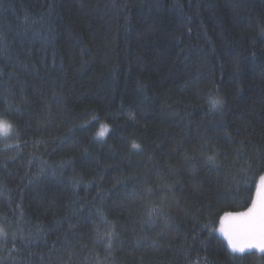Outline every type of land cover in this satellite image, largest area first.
I'll list each match as a JSON object with an SVG mask.
<instances>
[{
    "label": "trees",
    "instance_id": "1",
    "mask_svg": "<svg viewBox=\"0 0 264 264\" xmlns=\"http://www.w3.org/2000/svg\"><path fill=\"white\" fill-rule=\"evenodd\" d=\"M0 115V264H264V0H0Z\"/></svg>",
    "mask_w": 264,
    "mask_h": 264
},
{
    "label": "snow or ice",
    "instance_id": "2",
    "mask_svg": "<svg viewBox=\"0 0 264 264\" xmlns=\"http://www.w3.org/2000/svg\"><path fill=\"white\" fill-rule=\"evenodd\" d=\"M222 104L219 98L211 99L213 108ZM15 125L4 115H0V137L8 138L15 132ZM106 125H101L97 136L103 137L108 132ZM133 148L139 145L133 144ZM208 159L214 160L215 156H209ZM245 183L255 184V193L251 199V204L244 211L230 212L226 211L219 218V233L226 241L227 248L232 254L245 253L246 250L255 249L264 254V172L248 177ZM159 208H153V212L158 213ZM15 236V234H13ZM0 237H7V232L0 227ZM109 247L111 246V234L108 236ZM189 264H198V261H190Z\"/></svg>",
    "mask_w": 264,
    "mask_h": 264
},
{
    "label": "rangeland",
    "instance_id": "3",
    "mask_svg": "<svg viewBox=\"0 0 264 264\" xmlns=\"http://www.w3.org/2000/svg\"><path fill=\"white\" fill-rule=\"evenodd\" d=\"M244 211V210H243ZM218 228H219V226H218ZM218 228H217V231H218ZM218 233H219V231H218ZM220 234V233H219ZM221 235V234H220ZM222 236V235H221ZM223 237V236H222ZM252 250H255V249H252ZM246 251H249V250H246ZM257 251V250H256Z\"/></svg>",
    "mask_w": 264,
    "mask_h": 264
}]
</instances>
